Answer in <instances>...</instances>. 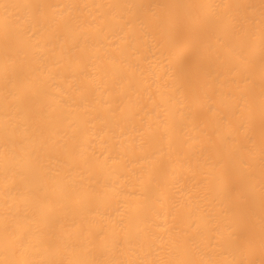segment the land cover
<instances>
[{"label": "bare ground", "instance_id": "1", "mask_svg": "<svg viewBox=\"0 0 264 264\" xmlns=\"http://www.w3.org/2000/svg\"><path fill=\"white\" fill-rule=\"evenodd\" d=\"M0 264H264V0H0Z\"/></svg>", "mask_w": 264, "mask_h": 264}]
</instances>
